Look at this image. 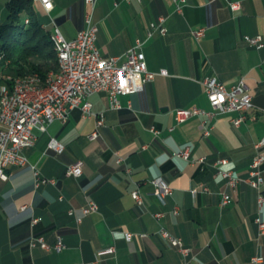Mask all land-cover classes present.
Segmentation results:
<instances>
[{
    "label": "crops",
    "instance_id": "crops-1",
    "mask_svg": "<svg viewBox=\"0 0 264 264\" xmlns=\"http://www.w3.org/2000/svg\"><path fill=\"white\" fill-rule=\"evenodd\" d=\"M8 1L0 0V23ZM78 1L54 0L49 15L36 0L33 8L42 25L52 28L53 19L72 39ZM234 1L240 3L236 11L230 8ZM162 16L164 35L158 29ZM93 21L103 56L121 55L143 40L148 69L168 74H157L142 91L119 95V109L109 108L105 92L92 94V112L104 113L102 126L75 108L67 123L55 120L46 131L33 129L35 141L23 150L28 164L9 167L8 179L0 180V264H178L181 254L160 236V228L193 250L190 264H253L254 256L264 264V235H257L255 224L257 217L264 219V201L245 181L255 143L264 138V47L257 49L244 39L247 34L264 39V0H187L182 13L173 0H97ZM201 28L204 35L196 36ZM212 75L227 86L245 80L253 99L245 120L236 127L228 115H196L178 123L179 108L210 109L203 82ZM203 120L210 129L207 138L202 137ZM95 129L99 136L91 140ZM51 137L64 145L62 153L49 149ZM185 145L191 158L205 156L206 163L189 166L176 157ZM219 159H226L224 168L243 179L235 189L214 176L213 163ZM78 160L83 161L82 175L66 177L67 165ZM33 167L56 184L35 186ZM155 178L173 188L166 206L151 193ZM120 180L140 183L142 205L118 186ZM200 183L209 192L194 196L192 189ZM223 192L231 194L230 204L221 203ZM90 199L98 210L83 215ZM174 207L179 208L176 215ZM157 211L163 216L155 218ZM127 232L134 234L130 241ZM37 236L49 245L60 237L65 247L46 250L38 240L31 243ZM108 247L115 252L96 260V252Z\"/></svg>",
    "mask_w": 264,
    "mask_h": 264
},
{
    "label": "built area",
    "instance_id": "built-area-1",
    "mask_svg": "<svg viewBox=\"0 0 264 264\" xmlns=\"http://www.w3.org/2000/svg\"><path fill=\"white\" fill-rule=\"evenodd\" d=\"M177 12L182 13L187 4V0H173ZM97 0H79L78 1V25L76 36L67 39L56 25L53 19L51 33H55L63 47V72L58 77L50 79V86L40 90H32L27 86H17L13 77L11 78V87L6 88L5 95H0V180H6L9 177V167H22L28 164V159L23 150L33 145L35 135L34 128L46 131L49 124L55 120L63 124L68 122L70 112L78 108L81 111L82 118L86 119L95 116L96 126L104 124V113L95 114L92 112V103L89 97L96 92H105L109 100L110 109H119L121 107L119 95L135 94L142 91L145 85L154 79L157 74L167 75V70L163 69L159 73L151 72L147 67L145 53L143 51V40H137L136 43L127 49L121 55L105 57L101 54L96 45L98 27L93 21V12ZM43 9L48 13L54 8V0H39ZM239 1L230 3L232 11L238 10ZM25 22H27L25 20ZM165 17L159 18L158 29L161 34H166L167 28L164 25ZM151 33H149L150 35ZM196 36L204 35V28L194 32ZM244 39L257 49L264 47L262 35H245ZM206 96L210 109H204L198 106L179 108L175 111V118L181 123L192 116L211 117L216 115H228L232 124L240 126L246 118V112L253 106L250 87L244 79L237 83L227 86L218 76L207 77L204 82ZM4 98L13 100L12 109H3ZM206 120L202 121L204 125L203 138L210 135V129L205 127ZM154 134H158L156 129H152ZM99 132L97 129L90 135L91 140L97 139ZM49 149L60 154L64 151V145L55 137H51L48 142ZM256 155L250 164L249 176L245 179L252 187L258 190V201H264L262 187L264 185V138L255 143ZM117 161L122 163L124 157L118 152ZM187 162L189 166L202 165L206 163L205 156L191 158L189 146L185 145L175 153ZM226 159H219L213 163L214 176L223 179L226 184L235 189L243 180L237 177L232 171L224 166ZM34 169V185H55L57 180L43 176L39 170ZM83 161L78 160L75 163L67 165L64 175L66 177H79L82 175ZM153 187L152 195L158 200L161 206H166L168 197L172 195L173 188L170 184L161 178L151 179ZM118 186L130 193L138 205L143 204V197L140 189V183H125L118 181ZM199 192H209V186L206 183H200L198 187L192 189L195 196ZM62 198V197H60ZM232 196L228 192H223L221 203L230 204ZM26 205H22L24 209ZM98 210L97 203L90 199L87 205L82 209L83 215H87ZM70 213L73 211L70 210ZM179 208L172 209L173 214H178ZM164 212L157 211L153 213L155 218L162 217ZM34 223L37 218L32 220ZM78 221H81L79 218ZM256 232L258 236L264 235V219L257 217L255 219ZM160 236L167 240L172 246L176 247L181 254V260L178 264H190L193 258V250L186 246L180 237L173 236L165 228H160ZM127 240H132L133 233H125ZM141 237L145 234H140ZM38 240L41 246L46 250L61 251L65 244L59 237L54 245L45 242L43 236L33 237L31 243ZM115 247H108L96 252V260L103 254L114 253ZM253 264L262 262L261 256H254L251 259Z\"/></svg>",
    "mask_w": 264,
    "mask_h": 264
},
{
    "label": "trees",
    "instance_id": "trees-1",
    "mask_svg": "<svg viewBox=\"0 0 264 264\" xmlns=\"http://www.w3.org/2000/svg\"><path fill=\"white\" fill-rule=\"evenodd\" d=\"M58 69L59 59L51 30L43 28L34 11L33 0H9L6 18L0 23V70L6 75L0 81L9 75L37 74L45 82Z\"/></svg>",
    "mask_w": 264,
    "mask_h": 264
},
{
    "label": "bare ground",
    "instance_id": "bare-ground-1",
    "mask_svg": "<svg viewBox=\"0 0 264 264\" xmlns=\"http://www.w3.org/2000/svg\"><path fill=\"white\" fill-rule=\"evenodd\" d=\"M39 2V0H36ZM28 22V20L26 19ZM43 28H48L47 25H43ZM53 44L55 50L57 52V56L59 59V69L56 72H52L45 82L41 81L40 77L37 74H30L28 76L23 77H15L13 78L16 81L17 86H27L32 88V90H40L43 88H48L50 86V79L52 77H58L63 72V47L61 46V42L55 33H51ZM11 80V78L9 79ZM11 84H5L0 87V95H5L6 88H10ZM13 108V100L11 98H4L3 101V109H12Z\"/></svg>",
    "mask_w": 264,
    "mask_h": 264
},
{
    "label": "rangeland",
    "instance_id": "rangeland-1",
    "mask_svg": "<svg viewBox=\"0 0 264 264\" xmlns=\"http://www.w3.org/2000/svg\"><path fill=\"white\" fill-rule=\"evenodd\" d=\"M6 75H3V72L0 70V78H2V77H5ZM7 77H13V78H15L14 76H11V75H9V76H7ZM10 78H6V79H4V80H6V81H9V82H11V80H9ZM0 81V87L2 86V85H5V84H8L6 81Z\"/></svg>",
    "mask_w": 264,
    "mask_h": 264
}]
</instances>
